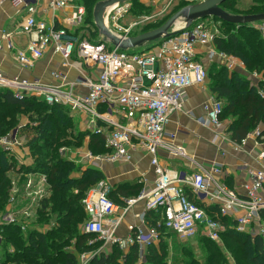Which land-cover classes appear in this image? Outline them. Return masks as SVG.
<instances>
[{"label": "built area", "instance_id": "2783aa9c", "mask_svg": "<svg viewBox=\"0 0 264 264\" xmlns=\"http://www.w3.org/2000/svg\"><path fill=\"white\" fill-rule=\"evenodd\" d=\"M4 1L7 0H0V6ZM72 1L51 0L49 6L52 9H66ZM127 1L116 3L107 20L104 15L107 27L122 38L130 36L128 29L122 27L121 31H114L110 24L117 27L118 20L128 10ZM38 12L37 4L27 3L20 25L14 30L2 31L1 41L11 51L13 59L21 67L31 68L52 51L64 60V65L79 62L81 72L74 81L69 82L65 73L54 71L52 75L60 83L47 84L38 79L9 75L0 66V89L10 91L20 100L35 98L48 105L68 107L72 113L80 112L88 122L86 128L102 133L110 150L107 155L96 159L125 162L130 159V149H143L151 156V164L155 167L153 191L150 194L143 191L138 197L127 200L129 208L139 199H146L145 211L141 216L146 230L138 228L126 238L116 234L120 218L109 220V224L107 220L120 207L109 197L107 182L102 180L82 200L87 213L83 232L95 235L94 238L103 241L104 246L117 245L121 250L137 243L143 255L152 244L159 242L161 227L189 241L200 235L217 241L226 229L264 238V218L261 215L264 209V128L257 127L250 135L257 147L256 159L259 163L247 169L243 194L229 186L222 163L215 162L211 168L203 167L184 147L174 142L176 134L168 133L165 129L170 116L183 109L185 90L206 83L208 68L203 57L210 62L224 63L230 70L241 66L240 59L216 48L214 40L218 29L212 31L205 23L206 19L194 20L190 24L185 21L182 28H172L159 38L155 46L131 53L122 50L101 32L97 38L73 36L69 26L83 24V5L75 6L72 15L65 17L64 22L68 26L56 27L55 23L38 19ZM252 24L264 37V20ZM20 33L28 37L25 46L15 40ZM200 46L206 48L200 52ZM251 80L259 86L264 82V75L255 73ZM258 93L264 96V90L260 87ZM205 109L207 116L200 120L201 123L213 128L214 141L225 138L220 132L223 103L212 98ZM14 134L11 131L0 137V149L7 154H14L15 149L21 146V141ZM226 140L236 150H242L248 137L240 142L229 138ZM65 149L62 148L60 152L64 154ZM162 151L188 159L194 169L167 170L159 161ZM33 174L37 175L24 183L19 195L21 201L28 193L29 197L24 198L29 199L23 210L26 213L49 196L47 175L41 172ZM15 200V197L9 200L5 214L0 217V225L19 224L26 231L27 225L17 220V212L11 210ZM149 211L160 212L161 217L156 225L145 221ZM226 217L230 219L229 224L223 222Z\"/></svg>", "mask_w": 264, "mask_h": 264}, {"label": "trees", "instance_id": "16d2710c", "mask_svg": "<svg viewBox=\"0 0 264 264\" xmlns=\"http://www.w3.org/2000/svg\"><path fill=\"white\" fill-rule=\"evenodd\" d=\"M79 1L89 5L100 0ZM184 6L187 5L182 7ZM221 6L235 15L264 13V0H225ZM212 19L224 26V35L217 36L214 40L216 48L242 59L249 71L264 75V38L260 31L252 23L238 24L216 17ZM87 22L92 23L91 20ZM161 23L162 21H159L156 26ZM145 31L144 29L142 32ZM259 87L264 90V82L256 86L240 71L230 72L224 66L218 71L217 81L211 85L218 99L225 101L221 117L227 114L233 116L228 131L235 141H242L259 125L264 126V96L258 93ZM20 110L31 118L26 125L17 129V133L29 140L34 154V165L16 169L7 154L0 149V212L6 209L10 200L9 193L13 184L8 175L10 171L41 172L47 175L50 186V195L40 204L41 214L47 215L43 222L51 223L55 219L56 223L47 231L34 228L26 230L25 234L19 224L0 225V249L5 250L7 255L3 257L0 254V264H79L75 252L60 253V249L55 251L53 248H59L74 239L76 248L92 250L94 245H88L87 242L95 235L78 231V224L87 219L82 200L97 183L105 179V175L92 167H86L85 170L77 167L72 161L61 157L59 150L63 146L81 147L83 138L89 137V148L93 154L107 153L110 150L106 147L105 136L80 128L74 116L62 105H48L35 98L20 100L10 91L0 89V137L19 126L15 115ZM262 135L264 136V130ZM72 170H77L79 176L70 177ZM140 191L141 186L138 184L121 183L112 187L108 195L115 203L123 204L120 196H136ZM261 215L264 218V209L261 210ZM160 217V213L149 211L146 220L148 224L156 225ZM223 222L229 224L230 219L226 217ZM160 232L159 242L152 244L144 255L146 262L140 260L139 246L135 243L126 253L114 245L108 255H94L88 264H164L158 259L160 246L164 245L163 238L168 234L175 237L177 235L164 227L160 228ZM221 236L232 238L237 246L234 252L237 261H243L245 264H264L262 236L252 237L233 229H226ZM203 239L211 241L207 237ZM10 243L17 248L13 254H8L7 251ZM210 243L214 250L215 243ZM221 257L222 254L213 252L205 257L204 262L192 259L187 264H221ZM58 260L60 263H57Z\"/></svg>", "mask_w": 264, "mask_h": 264}, {"label": "crops", "instance_id": "0c3cea01", "mask_svg": "<svg viewBox=\"0 0 264 264\" xmlns=\"http://www.w3.org/2000/svg\"><path fill=\"white\" fill-rule=\"evenodd\" d=\"M50 1H4L0 6V42L2 43L1 36L3 30H14L20 25L26 12L27 3L37 4L39 8L38 19H43L49 24L55 23L56 27L62 25L68 26L64 22L65 17L72 15L75 6L83 5L79 0H73L70 7L66 9H52L49 6ZM141 1L146 2L147 0ZM69 27V31L71 32L78 26ZM15 40L19 45L25 46L28 37L20 33L15 36ZM205 48L200 46V52ZM203 58L204 64L207 67L208 60L205 57ZM0 66L9 75H19L29 80L38 79L47 84L60 83V80L52 75L54 71H62L67 75V81H74L81 72L80 68L82 67L79 62H74L73 65H64V60L59 55H55L52 51H49L35 66L23 68L13 59L11 51L4 42L0 48ZM212 95L213 91L211 88L209 89V86H206V83L187 88L184 93L183 109L170 116L165 129L168 133H175L174 142L184 147L187 153L203 167L211 168L215 162L222 163L224 165V177L229 186L238 193L243 194L245 192L244 184L247 181V169L259 163L256 159L257 147H255L253 137L250 136L253 132L247 136V144L242 150H236L226 140L228 138L233 140L227 128L220 131L221 133L223 132L222 135L225 138L219 139L217 142L214 141L213 128L203 125L200 121L207 116L205 105L210 103L212 98H214ZM82 118L85 120L84 115H82ZM84 127L86 128V126H82L81 128L84 129ZM261 127L264 128L263 125ZM130 154V159L125 162L101 160L99 163L95 161L93 165L89 164V167L98 169L104 173V180L108 182L109 190L121 183L138 184L141 186V191L136 196H120L123 204H119L120 208L118 212L107 220L109 224V220L120 218L116 234L121 238H126L129 234L135 233L138 228L146 230V225H144L141 217L145 211L146 199H139L129 208L127 207V200L138 197L143 191L150 194L153 191L156 178L155 167L151 164V156L145 150L130 149ZM159 161L162 167L172 172L184 169L191 171L194 169L190 161L181 157L171 156L166 151L159 153ZM148 214L149 212L145 216L147 224L146 218ZM131 246L128 245L125 250L122 249L124 253L128 252ZM112 248L113 246L107 247L104 244L102 245L103 252H111ZM140 254L142 253L140 252ZM92 257V255L89 256L90 260Z\"/></svg>", "mask_w": 264, "mask_h": 264}, {"label": "rangeland", "instance_id": "374dc122", "mask_svg": "<svg viewBox=\"0 0 264 264\" xmlns=\"http://www.w3.org/2000/svg\"><path fill=\"white\" fill-rule=\"evenodd\" d=\"M201 1L203 0H147L146 2H142L141 0H129L126 2V4H128V10L118 20L119 27L118 25L117 27H115V24L113 23L110 24V26L114 31H121L123 27L128 29V33L130 36L138 35L144 33L142 32L144 29L146 30L145 32L156 29L164 22H166L174 13L181 9L183 5L195 4ZM82 4L85 7V20L82 25H79L77 28H74L71 31L72 35L80 38L85 36H87L88 38H97L100 36V32L99 29L96 27L95 23L93 22L94 9L96 3H90L89 5H86L84 3ZM87 20H91L92 25L90 22L88 23ZM159 21H162V23L156 26V23H158ZM205 23H207L210 29L214 32L216 31V29H218L217 36L224 35V26L221 22L213 20L212 18H206ZM173 26L171 27V29L173 28ZM180 32L177 33L179 34ZM159 40L160 39H157L155 41H149L144 46L129 48L127 49V51L131 53L141 52L144 49L155 46L157 42H159ZM236 58L240 59L239 57ZM240 64L241 66L239 65L236 69L230 70L224 65V63H220L217 61H208V79L206 81V86H209L210 89L211 85L217 81L218 71L223 66L226 67L230 72L238 70L240 71V73H242L244 77H249L250 79L253 77V74L259 73L256 71H249L242 59H240ZM212 96L218 99L217 95L214 92ZM218 100H220L225 105L224 100ZM66 109L69 110L70 113L74 116L75 121L78 122L80 128L82 126L87 127L88 122L85 121L86 119L84 120L82 118V114L80 112L72 113L70 108L67 107ZM15 117H17L19 121V126L16 129H18L21 125H26L31 119L26 114V112L21 110L17 111V115H15ZM232 119L233 116H230V114L222 116L220 129H228V126L231 124ZM261 126L262 125H259L258 127ZM84 129L92 131L89 128L84 127ZM14 135L16 136V139L18 141H21V146H18L17 150L15 149L14 154L6 153L9 157L10 162L14 164V167L16 169H20L22 166L26 165H34V154L32 153V148L29 140L26 137L18 135L17 132ZM62 148L66 149L64 151V154L60 152V156L72 161L76 164L77 167H81L83 170H85L86 167H89V164L93 165L95 161L96 163H99L101 160H98L96 158H101V156L107 155L108 153H99L96 155L93 154L89 148V137L83 138V146L81 147L63 146L60 148L59 151H61ZM8 175L13 181L9 197L10 199L12 197L16 198V203L14 205H11V210L17 212V220L26 224L29 230L37 228L40 231H47L51 226L56 223L55 219H53L51 223H44L43 221L47 217V215L43 216L41 214V205L33 206L32 209L27 210V213L23 211L25 206L28 205L29 199L24 200V198L29 197L28 193L23 197V200H19V195L21 194V191H23L24 183L29 178H34L37 174L35 175L33 174V172L17 173L16 170H12L9 172ZM78 176V171L72 170L70 177ZM14 194L15 196H12ZM9 204L10 201L7 203L5 207L6 209L0 212V217L5 214V211L7 210ZM85 221L86 219H84L78 224V231L81 233L83 232V224L85 223ZM23 232L24 234L26 233V231L24 230ZM242 233L248 234L246 232ZM203 237L204 236L200 235L195 240L189 241L180 239L171 234L166 235L163 238L164 245L160 246V255L158 256L159 261L164 264H187L192 259H195L198 262H204V259L208 254L216 252L222 254V257L220 258L221 264H245L243 261H237L235 259L234 252L236 251L235 247L237 246L234 244L232 238L221 236L217 241L211 240L213 243H215L214 245L216 246L213 250L210 247L211 241H207L206 239H203ZM87 243L88 245H94L92 250L87 251L84 249L80 250L76 248L74 239H71V242L68 244H63L62 246H59V248L54 247L53 250L55 249L56 251L57 249H60V253L75 252L78 255L79 264H88V262L90 261V255H101L102 253L108 255L110 253L108 251H102V245L104 244V242L101 240L90 238ZM95 243H97V245ZM7 247L8 254H13L14 251L17 250V248H15L11 243ZM0 254L3 257L7 256L5 250L3 249H0ZM140 260L142 262L147 261V259L142 254H140ZM57 263H60V260H58Z\"/></svg>", "mask_w": 264, "mask_h": 264}, {"label": "water", "instance_id": "95a60500", "mask_svg": "<svg viewBox=\"0 0 264 264\" xmlns=\"http://www.w3.org/2000/svg\"><path fill=\"white\" fill-rule=\"evenodd\" d=\"M126 0H100L96 3L94 9V23L99 31L110 39L115 45L119 46L122 50L142 46L149 41H155L165 36L175 22L182 18L185 19L188 24L194 20L206 19L209 17H216L221 20L238 23L249 24L264 20V13L251 14V15H235L227 12L222 8V3L225 0H203L195 4H189L182 7L176 13H174L165 23L156 29L122 38L111 31L105 23V9L108 6L116 3H123ZM17 129L14 130L16 133Z\"/></svg>", "mask_w": 264, "mask_h": 264}, {"label": "bare ground", "instance_id": "6f19581e", "mask_svg": "<svg viewBox=\"0 0 264 264\" xmlns=\"http://www.w3.org/2000/svg\"><path fill=\"white\" fill-rule=\"evenodd\" d=\"M116 6H117V5L114 4V5L108 6V7L105 9V18H106V20H107V15H109V14L112 12V10H113ZM185 21H186V20H185V19H182V18L178 19V20L175 22L173 28H177V29L182 28L183 25H184V23H185Z\"/></svg>", "mask_w": 264, "mask_h": 264}]
</instances>
